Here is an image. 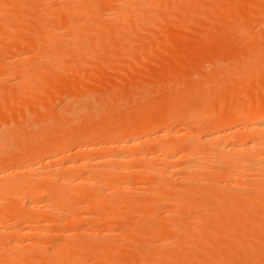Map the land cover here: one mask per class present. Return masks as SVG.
I'll list each match as a JSON object with an SVG mask.
<instances>
[{
  "label": "bare ground",
  "instance_id": "1",
  "mask_svg": "<svg viewBox=\"0 0 264 264\" xmlns=\"http://www.w3.org/2000/svg\"><path fill=\"white\" fill-rule=\"evenodd\" d=\"M49 1H50V3L54 2L52 4L57 5V2L55 0L52 2H51V0H49ZM60 1L58 2V4L60 3ZM75 1H77L79 3L81 2L83 5L80 4L79 7H77L78 6L77 4L75 5V7L72 5V9L68 10L70 8L67 6L68 9H65L66 6H63V3H61V6L65 7L63 9V7L60 6L61 9L66 10V12H67V10L69 11V13H70V15L68 14L69 17L71 15L76 16L77 15L76 13H78V12H76V10L78 8H80V6L83 7L86 4L80 0L79 1L75 0ZM83 1L87 2L86 0H83ZM111 1L114 2L113 0H111ZM131 1L134 2V0H130L128 2L131 3ZM140 1L143 2L144 0L143 1L140 0ZM140 1H137V3L134 2L137 5L132 4L131 6H130V4H127L128 2L127 3L125 2V4H123V6L129 5V7H131L132 9L128 8L127 6L124 7L123 9L124 10L127 8L130 9L134 15V11H139V10H134L135 8L133 9V5L134 6L142 5V3ZM4 2L6 3L7 1L5 0ZM64 2H65V0H64ZM110 2H107V0H106L104 4L109 7L112 5V3H110ZM120 2H121V0H120ZM120 2L118 0L119 5L121 3H123L124 1L122 0V2L121 3ZM214 2H213V4H214ZM219 2H221V0ZM7 3H10V2H7ZM94 3H96V4H94ZM106 3L107 4L110 3V5H107ZM2 4H3V2H2ZM92 4H93V6H91V8L89 6L90 10H88V11H90V13H94L95 11L93 12L92 10L97 9L96 6L98 4L100 5L101 3L93 2ZM92 4H90V5H92ZM104 4L102 6L105 7ZM3 5H4V7H3ZM3 5H2V8H0V9H2L3 11L7 10L6 6H5L6 4H3ZM49 5L50 4H48L47 7L46 6L45 7L48 8ZM210 5H211V3H210ZM40 6H43V8H41V9L45 10L44 4L42 5L40 3ZM116 6L119 7L118 4ZM235 6H234V8H235ZM50 7H51V9L48 8V11L45 10L48 15L52 14L51 16L53 17L54 13H55V15L58 13L60 14V12H59L60 10L56 11L59 8V5L56 9H55L56 6L54 7V10L56 12L52 11L53 7L51 5H50ZM85 7H83V9ZM93 7H96V8L93 9ZM263 7H264V5H263ZM7 8H9V6H7ZM37 8H39V6ZM37 8L35 10H38ZM248 8H250V7H248ZM10 9H8V10H10ZM117 9L114 11L119 12L120 8H117ZM123 9H121V12H123L124 13L123 15L125 16L127 14V12L126 11L124 12ZM208 9H209V6H208ZM130 10H127V11H130ZM88 11H86V12H88ZM131 11L128 12V13H130L129 15L132 14ZM151 11H152V9H151ZM186 11H187V9H186ZM253 11H255V7H254ZM79 12L81 13V12H85V11L79 10ZM111 14L113 15L114 13H111ZM78 16H80V15H78ZM103 16H105V15H103ZM109 16H111V15H109ZM113 16L114 17L111 20H113L114 18L115 19L118 18V17L117 18L115 17V14ZM116 16H117V14H116ZM124 16H122V19L124 18ZM228 16H229V14H228ZM126 17L127 16H125V20H126ZM181 17H183V16H181ZM92 18L94 19V16H92ZM215 18H216V16H215ZM228 18H230V17H228ZM258 18L260 19V17H258ZM85 19H86V17H85ZM51 20L52 19H50V21ZM77 20L80 21L81 18L80 19L77 18ZM83 20H84V18H83ZM99 20H100V18H99ZM102 20H104V19H102ZM121 20H119V18H118V20L116 22L121 21ZM185 20H187V19H185ZM44 21L40 20V23H42ZM50 21L48 20L46 22L47 25L42 23V25H45V28H46V33L44 36H42V34H41V36L38 35L39 38L38 37H37V39L34 38L35 40L33 43H32V40H29L31 38V37H29L28 42L31 41L30 42L31 44L29 43L30 46H28V47H30L29 49H27L28 47L26 45H28V44H26V45H24L27 47L26 50H21L20 52H18L17 55L15 53L16 56H13V57L7 56V58H10V60H11V58H13V60H11L13 62V64L14 63H16V64L17 63H26V65H29L30 63H28V62H33V63L38 62L39 63V59H41V57H42L41 55H43V54H39L37 52H39V50H41V49L43 52L45 50H47L46 49L47 48L46 43H48V45H49V42H51V41L53 42L54 35L55 36L57 35L56 31L58 32V31H60V29H62V30L65 29V32L70 31V32H68L69 34L66 32V35H63V37L67 36V34H68L69 38L68 37L67 38L70 41L67 38H66V41L68 40L71 44H69L68 41L66 43L65 39L62 41L61 40L62 36L60 35L61 36L60 37L61 43H59L57 45L62 46L61 48L63 50L65 47L63 48L64 45H62V42L63 43L65 42L68 45H72V42L74 44L75 40H77L81 37V36H79L80 33L82 31H84L82 29V25L80 24V22L74 20V18L73 19H68V18L60 19V22H58L56 24L53 21H52L53 24L48 23ZM89 21H88V23H90ZM260 21H262V19ZM100 22H102V21H100ZM100 22H99V25H100ZM103 22H102L103 24L101 23L102 25H100V27L102 29L107 27V30H111L110 29L111 27L109 28L108 22L106 23V26H104L105 21H103ZM113 22H115V21H113ZM113 22H111V23L113 24ZM116 22H115V24H116ZM123 23L125 26V24L127 22H125L123 19ZM83 24L87 25V23H83ZM254 24H255V22H254ZM183 25H185V24H183ZM250 25H253V24L251 23ZM248 26L244 25V28L248 27ZM35 27H37V26H35ZM114 27L115 28H121L122 25L117 24V27L116 26H114ZM237 27H239V26H237ZM252 27L245 28V29H248V30L250 29V31H251ZM1 28H2V26L0 27V29ZM115 28H113V30ZM78 29H81L82 31L80 32ZM211 29H212V27H211ZM42 30H44V29L42 28ZM262 30H264V29H262ZM15 31H14V33H15ZM78 31H79V34L77 35L78 38L73 34L72 35L75 38L74 39L72 37L70 38V36H71L70 33H75V32L77 33ZM96 31H98V30H96ZM114 31H117V30L115 29ZM40 33H42V32L40 31ZM88 34L90 35V33H88ZM256 34L258 35V33H256ZM91 35H93V34L91 33ZM257 35H256V37H257ZM14 36H15V34H14ZM27 36H29V35H26V37ZM260 36H262V35H260ZM247 37L249 39V36H247ZM250 37L252 38V36H250ZM256 37H255V39H256ZM97 38H98V36H97ZM251 38H250V40H251ZM260 38H261V40L259 42H261L262 43L261 45L263 46V44H264V42L262 41L263 37H260ZM211 39H212V37H211ZM246 39L247 38L243 39V41L244 40L246 41ZM71 40H72V42H71ZM200 40H202V39H200ZM254 40H252V41L254 42ZM57 41H55V42H57ZM256 41L254 43H256ZM239 42H242V41H239ZM248 42L249 41L247 40L245 43H248ZM259 42H258V45H259ZM0 43H2V42H0ZM85 43H87V42H85ZM249 44H251V43L249 42ZM2 45H3V43H2ZM4 45L6 46V44H4ZM18 45H20V43ZM255 45H257V43ZM21 46L23 48V45H21ZM41 46H44V50H43V47H41ZM100 46H101V44H100ZM258 47H256V48H258ZM14 48H16V47H14ZM127 48H128V46H127ZM242 48H244V47H242ZM251 48L253 50V47H251ZM1 49L2 48H0V51L3 52V50H1ZM17 49L18 48H16L15 50H17ZM59 49L60 48H57L58 51H62V49H60V50ZM238 49H239V47H238ZM5 50L8 51L7 47ZM9 51H10V49H9ZM67 51H70V48ZM131 51H133V50H131ZM230 51L231 50H229V52ZM14 52H16V51H14ZM34 52L37 54H34ZM43 52L40 51V53H43ZM177 52H178V50H177ZM229 52H227V53H229ZM243 52H245V51H243ZM1 53H0V56H1V58H0V73L2 76L5 77L12 70V69L10 70V68H9V64L11 63V61L9 63L7 61V59L6 60L3 59V57L4 58L6 57V56H3L6 52L3 54H1ZM245 53H248L247 50ZM38 54H39V56H38ZM51 54H53L55 56V59L54 58L53 59H54V61L56 60V62H57L59 59H56V53L54 54V52H53ZM230 54H233V53H230ZM53 55H49L50 56L49 58L51 59L52 57H54ZM235 55L236 54H234V56ZM259 55H260V53H259ZM61 56H62V54L60 55V58H61ZM243 56L245 57V55H243ZM246 56H248V55L246 54ZM249 56H250V54H249ZM57 57H58V55H57ZM77 57H79V55ZM47 58L48 57L44 58V59H46V61H44V59L40 60V61H44V62H48V61L52 62L53 61V59H51L52 61H50V60H48L49 58L48 59ZM225 58H226V60H228L227 57H225ZM231 58H230V60H231ZM237 58L239 59V55L236 56V59ZM114 59H117V58H114ZM220 59L223 61V63L220 62ZM220 59H219L218 63L215 64V66L217 65L216 69L218 68V65H220V63H221V67L219 66L218 69L222 68V65H225L224 61L227 64L226 60H223L224 59L223 56H221ZM61 60H64V59L61 58ZM247 60H248V58H247ZM74 61H76V60H74ZM132 61H134V60H132ZM233 61H235V60H233ZM236 61H238V60H236ZM213 63H215V62H213ZM230 63H232V62H230ZM40 64H41V62L37 65H31V66L29 65L28 68H26V66H25L26 70L28 71V75L30 77L32 76V78H29V79H31L30 82L27 81L28 83L26 82L22 85L20 84L21 86L19 85L20 89H18L19 90L18 92L16 91L17 92V93H15L16 95L18 93L20 94V92H21L20 95H22V93H23L24 98H25V96H29V95L31 96V94L33 92H35L36 90H39V88H41V86L45 83L44 81L46 79L51 78L50 76H53L52 78H54V79L57 78V77H54L58 74L57 73L55 75L56 71L54 69L53 70L55 72L52 69L50 70V68H47V70H46L45 66L40 65ZM246 64H248V63H246ZM239 65L240 64H238V66ZM241 65H242V62H241ZM252 65H253V63H252ZM194 66H196V65H194ZM245 66H247V65H245ZM53 67H55V66H53ZM235 67H233V68H235ZM243 67H244V65H243ZM25 68H23V70H25ZM224 68H225V66H224ZM240 68H238L239 70L236 68L237 71H241ZM218 69H217V71L220 72V74H218V72L216 74H213L211 79L207 80L208 82L206 83L205 88L199 87L200 89H202L200 92L197 90L199 88L192 89V91L189 93H188V89H187L186 90L187 94H189L191 97V96L196 94V91H198L201 95H202L201 92H205L207 95L208 94L209 95L206 96V95H204L205 94L204 93L203 96L208 97L209 99L211 98L209 96H215L216 97L215 100L218 101L217 97L219 94H216L217 92L218 93L224 92V94H226L227 91L231 90L232 93L230 91L229 92L231 93V96H232L233 93L235 94V92L238 91V88L240 89L242 87V90L240 89L241 92H243V90H244L243 88H245L247 90V92L251 95L252 91L250 90V92H251L250 93L248 91V87H247V84H248V81L250 80L249 79L250 77L248 76V78H247L246 77L247 74L245 75V77L241 76V72H242V74H245L246 72L241 71L240 73L238 72L239 75H237L236 74L237 72L236 73L234 72V74H233L231 71L228 70V74L231 76V73H232L233 74L232 76H234V79L232 77V79L230 80L229 78H231V77L228 76V74H226L227 70L224 69L225 70L224 71L225 73H224L222 71V69H221V71H219ZM228 69H230V68H228ZM252 69H254V68H252ZM23 70H22V73L24 72ZM74 70H75V66H74ZM200 70H202V69L200 68ZM212 70H213V65H212ZM232 70H235V69H232ZM205 71H207V69ZM19 72H20V70H19ZM215 72H216V70H215ZM229 72H231V73H229ZM262 72L260 71L259 73L262 74ZM223 73L226 74V76L221 77L220 75H224ZM15 74H17V73L15 72ZM24 74H26V73H24ZM94 74L96 75V72ZM175 74H176V72H175ZM204 74H205V72H204ZM235 74L237 76H239L238 83H236L237 81H236ZM188 76H190V75H188ZM199 76H200V74H199ZM252 76H251V78H252ZM262 76L263 75H261V77ZM34 77H35V79L36 78L37 79L34 80L33 79ZM76 77H78V76H76ZM134 77H135V75H134ZM8 78H9V76H8ZM82 78H84V77H82ZM227 78H228V80H230L229 82H231V83L234 82L233 80H235L234 83H236L237 85L234 83H232V84L230 83L232 85V88H230L229 86H226V85H224V88H226V89L222 88L223 87L222 84H224V82L222 83L221 81H225ZM241 78H245V79L247 78V80H248V81H246L247 84L246 83L243 84L245 80L244 79L242 80ZM146 79H147V77H146ZM164 79H163V81H164ZM257 79H255V80H257ZM261 79H263V78H260L258 80L262 81ZM255 80H253V81H255ZM115 81H117V80H115ZM153 81H155V80H153ZM153 81H151V82H153ZM251 81H252V79H251ZM84 82H86V81H84ZM218 82H221L222 84H219ZM240 82H242V84ZM255 82H257V81H255ZM83 83H82V85H83ZM131 83L132 82H130L129 85H131ZM180 83H181V81H180ZM239 83H240V85H239ZM262 83H263V81H262ZM173 84H174V82H173ZM191 84H193V83H191ZM217 84L220 85V87L222 88L221 90L219 89L220 87L218 88L219 85L217 86ZM257 84H258V82H257ZM16 85H18V84H16ZM55 85H58V84L56 83ZM89 85H90V83H89ZM93 85H95V84H93ZM124 85L125 84H123V87H124ZM139 85H142V83L141 84L139 83ZM244 85H246V87H244ZM249 85L250 84H248V86ZM3 86H4V84H3ZM67 86H69V85H67ZM73 86H75V83L73 84ZM95 86L97 88H99L98 86H100V84H98V86L97 85H95ZM159 86H160V84H159ZM186 86H187V84H186ZM214 86H216V89L218 88L220 91L215 90ZM236 86H237V88H236ZM86 87H88V86H86ZM110 87H111V85H110ZM203 87H204V85H203ZM233 87H234V90L236 88L235 91L233 90ZM63 88H65V87H62L61 89H63ZM94 88L95 87H93L92 89H94ZM186 88H188V86ZM74 89L75 88H72V91H74ZM80 89H82V88H80ZM176 89H177V87H176ZM190 89H191V87H190ZM8 90L10 91L11 88ZM12 90H14V89H12ZM12 90L10 91L11 94L13 92ZM42 90H44V89H42ZM64 90H63V92H64ZM67 90H68V88H67ZM122 90H123V88H122ZM180 90L179 91L174 90L173 92L175 93V95H172V97H170V96L167 97L168 100L170 101V103L172 102V104H174V107H173V108H175L174 110H171V112L169 113L168 112L169 109L168 110L165 109L164 112H168L169 114L164 113V112H162V114H161V111H160V113H158L157 109L155 108L154 110L159 114L158 116L155 117V115H153L154 110L152 109L153 114H152V111L151 112L147 111L146 112L147 114H145L146 116L142 119V121L140 120V122H138L139 120L135 121L134 120L135 118H133L131 116L133 114L130 113V111H132V109H130V106L132 105V107H133V104L128 105L129 101L124 100L123 99L124 97L121 98L122 95L120 97H114L115 95L112 94V92H111V94L113 96L111 95L110 98H108V99L106 97L107 94H106V96H103L104 98H102V99H93V97H92L93 95L90 96V93L92 91H93V93H94V91L97 92L96 90H88L91 92L84 93L82 95L76 94L77 92L75 91L76 95H74V97L71 100L64 103L61 107H58L57 105L55 106L57 110H55V108L54 109L52 108L54 106L53 105L54 100L49 98V102L50 103L53 102V104L51 103L52 107H50L51 104L46 103V102H48L47 101L48 99H46V101H45L46 104L44 103V101H42V102L45 105L48 104L49 107H48V105L44 108L42 106L41 107L38 106L42 109L39 110L38 112H32L33 109H31L30 114L23 113L24 110H21L22 114L19 115V113H17L18 116L13 115L14 118L16 117V119L13 118L14 120L11 119L12 114L10 117L8 115V113L10 112L9 109L7 110V111H9L8 113H4L5 112L4 106L6 107L5 101L8 102V103H6L7 105L10 104V108H11V104H14L13 106H18L17 105L18 103L16 105H15V103L17 102V100H18V102L20 101L19 97L15 99L14 97H16V96L14 95L13 97H11L12 95L9 92L7 99L8 98H11V99L14 98L13 101H16V102L13 103V101L11 102L10 100H7L5 98H4L5 101L2 100L3 97L1 98V96H0V98H1L0 104L1 103L4 104V105L0 106V107H3V110H4L3 115H1L2 110L0 109L1 110V112H0V118H1L0 119V122H1L0 123V264H84V263L88 264L87 263L88 261H91V262L97 261V259L95 260V257H94V259L92 258L93 261L88 257L89 260H85V262H83V263L81 262L82 258L80 257V253L82 252V250L86 247H87V249H91V248H88V246H89V244L87 243L89 241L88 239L92 240L91 238L95 239L97 236H100V235H105V238H106V235L108 236L109 233H112L111 235L115 236L116 238H118V236H119V238H122V239H116V240L121 241V240H123V237H124L127 241V238L129 236L127 233H125V234H127L128 236L125 234H122V232L120 234L119 231H118V234H115L114 232H112L113 230L115 231V229L114 228L112 229V227H115V224H114L115 219H117L116 221H118L120 219L119 217H121V220L118 221L117 225L119 224V222L120 223L123 222L122 217L124 218L125 222L127 221L126 217L128 219L129 216H125V212H129L128 209H130V207L134 205V204L132 205V203H134L135 201L134 202H132V201L139 197L138 193L135 191H138L140 189L142 191L144 190L145 192L149 191V194L147 193L148 196L143 195V196L148 197V198L150 197L149 195H152L150 192H152V190H153L155 192V197H154L155 199H153L154 203L157 202L158 200H160L158 202V204H160V203L162 204L165 202L164 205L166 206V201H167V203H169V204L166 207L163 206V204L160 205V207L162 206L163 208H168V207L169 208L164 209L165 211L163 212L164 213L163 214V213H160V210L158 209L160 207H157V206H159L157 203L155 204V206L157 205L156 206L157 208H154L155 206L153 205L154 207L151 210H150V208L152 206L150 207V205H148V204H147V206H145L147 208H143L144 206L143 207L140 206L139 209L141 211L140 213H142V214H147L146 212L149 213V212H154V211H155L154 213H156L157 211H159L160 214L158 215V217L161 216L159 218L160 220H158L157 216L156 217H157V220L159 221V223H160V221H161V223H163V226L154 223V224H156V226L153 227V229H152V226H154L152 224H151V226L149 225L150 227H147L145 225L146 223L143 224V225H145L144 227L136 224L135 226L137 228H134V230L140 229L142 227L140 230L142 231V233L144 235L147 236V234H148V235L152 236L153 238L156 237L154 239V241L156 242L155 244H158L157 242H162L163 241L162 239H164L165 242L166 241L167 242L164 244L161 243L162 246L159 243L157 245L158 247L154 248L156 245H154V243L151 242V241H153L152 237L147 236V239H149L150 241L149 240L148 241L152 243V244L151 243H149V244L151 246L153 245L154 247H149V245L147 246L146 242H144L145 243V245H144L143 240L145 241L146 238L141 237L142 242L137 243V241H136V242H133V244L130 243L131 245H129L131 247H133V246L135 247L134 243H137V245H138V246H136L138 248L135 250L130 247L131 250L133 249L135 252H137L136 254L135 253L133 254V251H131L132 252L131 254L133 255L132 256L128 252L130 249L128 248V245L125 244L126 243L125 239L122 241L123 246H121V244L119 245L122 248L124 247L123 249H125V250H123L122 248H118L117 245H116V247H117L116 248L114 246V244L109 243V242L103 243L102 241H100L101 239L98 242L100 244L97 243L98 240L96 241V243H97L96 246H98V247L101 246L100 248H103V249L105 248V251L107 249L109 250L112 248V250H113L116 248V249H118V251L123 250V251H121L123 253H125V252L129 253L130 256H132V257H130L131 259L128 258L129 255L126 256L125 254H122V253L121 254L119 253L120 254L119 255V254H117L118 252H116V251L111 252L112 256L113 257L115 256L116 259L118 258V255L119 256H122V255L125 256V257L122 256L123 258L120 257L121 260H123V261L126 260L127 258L130 259L127 263L124 261V264H173V261L170 262V259H172V258L174 259V256H177V255L180 256V258H182L180 261V264H264V246H256L255 245L256 243L257 244L262 243V242L259 243L257 241H263V245H264V240H263L264 239L263 238L264 237V96H263L264 91L262 92L263 100L260 102H258L259 100H257L256 103L254 102L255 104H251V102L249 100L251 105L249 104L248 107L246 106L247 109H242L241 106H239V105L234 106V108L232 109L233 115L230 114L232 116L228 120H223L221 116H217V117L214 116L215 119L211 122H208L205 120V118L207 116H205L204 118H199V117H197L199 114L195 113L194 115H192V113H193L192 111H191L192 112L191 115L190 114L188 115L187 113L182 114L180 112L181 113V114L179 113L180 115H182V116L186 115V116L182 117V119H180L182 124L185 126V128L184 127H182V128L177 127L176 128L177 125H175V124H177V117L179 116V115L178 116L176 115V112L178 114V112L182 110V105L184 103L183 101H187L186 100V98H187L186 94L185 95L183 94V96L181 94L183 92V89L180 93L182 97L179 98V96L177 95L180 92ZM260 90L261 89L259 87V89L257 91H260ZM50 91H52V90H50ZM50 91H48V92H50ZM83 91H85V90L83 89ZM253 91H254L253 93H255V90H253ZM5 92L7 94V92H8L7 89L5 90ZM114 92H116V90ZM229 92H227V93L229 94ZM247 92H245V94H248ZM69 93H71V92H69ZM190 93L193 95H191ZM3 94H4V96L6 95L5 93H3ZM213 94H215V95H213ZM224 94H222V96ZM0 95H2V94H0ZM54 95H56V93ZM103 95H105V94H103ZM136 95H137V93H136ZM142 95H144V94L142 93ZM149 95L150 94H148L147 96H149ZM169 95H171V93ZM237 95H239V94H237ZM254 95L255 94H253V96ZM147 96L142 97V99L143 100L147 99L146 98ZM185 96H186V98H185ZM196 96H198V95L196 94ZM222 96L219 95V97H222ZM229 96H230V94L228 95V97ZM262 96H260V97H262ZM57 97H59V96H57ZM215 97H213V98H215ZM54 98H55V96H54ZM208 98H206V101H208ZM223 98L225 101L226 96H224ZM255 98H254V101L256 100ZM56 99L58 100V98H56ZM139 99H141V97H138V100ZM142 99L140 100L141 102L143 101ZM22 100H24V99H21V102H22ZM32 100L33 99H31V101ZM133 100H134V98H133ZM210 100L213 101L212 99H210ZM222 100L223 99L221 98L220 105L223 102ZM9 101H10V103H9ZM25 101H27V100L25 99ZM29 101H27L26 103L31 105L30 103H32V102H29ZM162 101H163V99H162ZM169 101H168V103H169ZM204 101H205V99L203 100V103L206 102V101L205 102ZM214 101H213V103H214ZM42 102H41V104L40 103L39 104L43 105ZM192 102H195V101H192ZM208 102H210V101H208ZM26 103L24 102L23 104L25 105ZM135 103H137V101L136 102L134 101V105H135ZM245 103H242V104L245 105ZM23 104H21V105H23ZM28 104H26V105H28ZM164 104L166 105L167 103L164 102ZM226 104H227V102H226ZM163 105H162V108L167 107V106L163 107ZM177 105H179V107H177ZM213 105H215V104H213ZM225 105H223V106H225ZM240 105H241V103H240ZM204 106L207 107L206 105H204ZM216 106H218V105H216ZM223 106L220 107V109L221 108L224 109ZM135 107H133V109ZM183 107H185V106H183ZM199 107H202V105ZM205 107H202L203 111L200 109L202 111V113L204 111L208 110L209 108H211V107H209L208 109H204ZM36 108H37V106H36ZM160 108H161V106H160ZM173 108H170V109H173ZM244 108H245V106H244ZM149 109H151V107ZM193 109H194V107H193ZM193 109H191V110H193ZM223 109H221L220 111H222ZM242 110H245V111H242ZM17 111H20V110L17 109ZM25 111H27V110H25ZM122 111H124V112H122ZM193 111L197 112V111H199V109L196 108ZM14 112H16V111L14 110ZM120 112H122V114L124 113L125 117L123 116V118H120L123 120L118 122L117 127L114 128L113 131H110L107 134H104L103 131L101 132L99 130V129H101V128H99L100 127V124H98L99 122L97 123V125L99 127L96 126L95 123L97 121H100V120H98L99 118L102 119V117H104V116H107V115L111 116V114L113 115L115 113H120ZM5 114H6V116H5ZM195 115H197V116H195ZM213 115H211V116L213 117ZM223 116H225V115H223ZM259 117H261V118H259ZM254 118H259L261 120H259L257 122L255 120L254 123L251 121L252 122L251 123L250 120H253ZM180 120H178V122ZM238 122L240 123V125H243L245 123L244 124L245 126H242V127H244L243 128L244 130L242 129V127H241L242 130H239V131L237 130V133L244 131V133L242 134V132H241L240 135L237 134L236 131L233 129L234 128L233 125L235 126V123H238ZM242 122H244V123L241 124ZM179 124H180V122H179ZM191 124L201 125L203 127L204 131H202L201 133L191 132L189 130L191 128H188ZM76 128H78L77 129L78 132H76V133L74 131L70 132V130H72V129H75V131H77ZM97 128H99V129H97ZM227 128H229V129H227ZM105 131H107V130H105ZM63 132H65V133H63ZM59 134L60 135L62 134L61 135L62 137ZM182 134H183V136L188 134L185 136L187 138H185L184 141H181L182 139H180V138H184L183 136H181ZM74 151H76V153ZM73 154H77V156L73 157ZM136 160H138V162H139V160H141V161L139 164H137L138 162L135 163ZM99 167L100 168L104 167V170L106 168L105 172L102 170L104 172L103 174H100L101 171H100V173L98 172L99 170H101ZM178 177H180L179 181L177 180ZM174 179L177 180L179 183L177 181L175 183V181H173ZM131 181H132V183H131ZM141 181H144L146 183L142 184ZM183 182H184V184H182ZM138 183H141V184H138ZM238 183H239V186L242 185V187H240V189L242 190L241 192H243L244 194L243 193L241 194V192L240 193H238V192L232 193L233 191L232 192L227 191V189H229V187L236 188L237 190L240 191L239 188L235 187V186H238L237 185ZM233 184H235V185H233ZM134 185H135V187H137L138 190L135 189L133 192H131L133 190V188H135ZM160 185L162 186V188ZM231 185H233L234 187ZM154 186H159V187H154ZM163 187L168 188L167 190H169V191L166 192L167 191L166 188L163 189ZM225 188H227V189H225ZM236 189H235V191H236ZM160 191H162L161 192L162 194H160ZM145 192H144V194H145ZM114 193H115V195H113ZM117 193L121 194V195L123 194L122 197L120 195V199H119V196L117 198V196H116V195H118ZM133 193H135L136 195L135 194L133 195ZM156 193H157V195H156ZM136 196H138V197H136ZM114 197L117 198L119 201L121 200L120 202H118V200L115 199V201H117L116 203H118V204H121V203L123 204L126 202L125 204H128V206L125 205V206H127V208L124 205L115 206L116 204L113 203ZM145 197H143L142 199H144V201H146V199L148 200V198L145 199ZM160 197H162L161 199L164 198L163 199L164 201H162L160 199ZM165 197L167 198L166 201H165ZM152 198H150V199L152 200ZM139 199H140V197H139ZM122 200L123 201L126 200V201L123 202ZM141 202H143V200ZM137 203H138V199H136L135 205ZM110 205L113 209H109ZM120 206H122L121 209L123 207L126 208V211L123 210V214H121V212H118L120 209H118L116 211V208H119ZM95 207H97V208H95ZM100 207H102V211L108 210L107 212L105 211L107 214H104L105 212L101 213L100 214L101 216H99V217L97 215H95V217L94 216L92 217V215L90 214L91 215L90 218L88 217L89 216L88 211L90 212L91 209L94 210L93 208H95V210L97 211V210L101 209ZM114 208H115V210H114ZM132 208L134 209V207H131V212L132 211L136 212V206H135V210H133ZM141 208L145 209V210H143L144 212L142 211ZM163 208H162V210H163ZM139 209H137V212H139ZM13 211H14V214H13ZM16 211L21 213L22 215L15 216V215H17ZM253 211L260 212V214H261L260 217L257 216V214H255L256 218L258 217L257 219L253 218L255 216H252L250 218L248 216V214L256 213ZM91 212H93V211H91ZM154 213H152V214H154ZM191 213H192V217H193L192 221H194V220L196 221V222L194 221L193 224H191V222H192L191 220H190L191 222L189 221V219H190L189 217H191ZM157 214H158V212H157ZM161 214H163V215H161ZM129 215H130V212H129ZM131 215L135 216L132 213H131ZM20 216H21V218H20ZM175 216L177 219H179V221L178 220L174 221V219H176V218H174ZM17 217H19V218H17ZM143 217H144V215H143ZM146 217H144V218H146ZM87 218H89L88 219L89 222H91L93 224V226L90 227V231H87V230H89V228L87 227L88 224L85 225L87 227V229L83 227V229H85L86 231H84L82 229V226H84V225H82V222L83 223H85V221L88 222ZM140 218H141L140 215L137 216L135 219L136 220L138 219V220L135 221V223L139 222ZM144 218H142V219L144 220ZM212 218H214V219L212 220ZM146 219L148 220V217ZM210 219H211V221H213V222H211L212 223L211 225L213 226V227L211 226V229L213 228L212 230L214 231V233L216 235L212 232L211 229H210L211 230L210 233L212 232V234H207V231H206L207 228L205 229V227H204V222H206L207 220L210 221ZM110 220H112V221H110ZM133 220H134V218H133ZM113 221H114V223H112ZM158 221H156V222H158ZM208 221H207V224H209ZM214 221H215L216 225L214 224ZM145 222H147V221H145ZM149 222H150V220H149ZM172 222H173V224H172ZM50 223H51V226L49 225L50 226V228H49L48 224H50ZM54 223H55V225L57 224L58 226L57 225L54 226ZM128 223H127V225H128ZM139 223L141 224L144 222L140 221ZM164 223H166V224H164ZM174 223L177 225H175ZM80 224L82 226H80ZM201 224H203V226H201ZM157 225H159V226H157ZM164 225H166V227ZM209 225H207V227ZM53 226H54V228L55 227L57 228L56 232L52 228ZM167 226L168 227L171 226V227L167 228ZM173 227H174V229H170ZM202 227L205 229L206 232L203 231ZM143 228L145 229V232H143L144 231ZM150 228H151V230H150L151 233H149V230H148ZM209 228H208V231H209ZM244 229H245V231H244ZM52 230H54V233L52 232ZM105 230L110 231V232L105 233L106 232ZM118 230H120V229H118ZM140 230H137L136 232H141ZM103 231H105V232L103 233ZM10 232L14 233V234L12 235ZM50 232H52L51 235H53L52 236L53 238H51V237L50 238L54 239V240L55 239L58 240V243L51 244L53 248L50 246V244H47L51 247L50 249H48L49 246L47 247L45 245V246L41 247L40 246L41 244L38 245L39 243H37L38 241L36 239H39V237L40 238L41 237L46 238L45 236L48 235ZM203 232L206 233L207 236L208 235H210V237L213 236V238H208L209 236L204 237V235H206V234H203ZM6 233H7V235H6ZM8 235L10 237H8ZM49 236L50 235H48V237ZM82 236H84L86 238H84ZM126 236H127V238H126ZM216 236H217V238H214ZM54 237H56V238H54ZM78 237H79V239H78ZM80 237H82L81 238L82 240L80 239ZM115 237L112 239H115ZM131 237H132V233H131ZM158 237H160L159 240L162 238L161 239L162 241L161 240L158 241ZM176 237H177V239H175ZM102 238H104V237H102ZM203 238H204V240H203ZM108 239H111V238H108ZM112 239H111V241H113ZM173 239H175V241ZM33 240H35L36 242ZM44 240L45 239H43V241ZM86 240H88L86 242V244L88 246L85 243L83 244V242H85ZM116 240H114V241H116ZM131 240H133V238ZM139 240H140V237L138 238V241ZM78 241H80V243ZM172 241H174V242H172ZM185 241H186V244H188L187 246L190 245V248L186 247ZM204 241H205V243H204ZM39 242L42 243L41 241H39ZM177 242L180 246L177 250H175L177 247H175V249H173L172 246L174 245L173 243H177ZM197 242L199 245L196 244ZM203 243H204V245H203ZM192 244H194V246ZM126 245H127L126 248H128V249L125 248ZM197 245H198V247L200 246L199 249H198ZM83 246H84V248H83ZM93 246L96 247L95 245H93ZM192 246L193 247L196 246L197 248L195 247L193 249ZM38 247H39V250L42 249V251H43L44 247L45 248L47 247L46 250L43 251V253H46V254L39 252ZM89 247H91V246H89ZM160 247H162V248L160 249ZM81 248H83V249L81 250ZM97 248H96V251H98ZM171 248L173 250L177 251V252H174L175 255L173 254V250ZM14 249H16V250H14ZM7 250L9 252H7V254H5V251H7ZM17 250H18V252H17ZM80 250H81V252H80ZM86 251L85 250L83 251L84 254L86 253ZM83 252H82V254H83ZM92 252L94 253L95 249H94V251L92 250ZM93 253H92V256H94V255L96 256V254L93 255ZM105 253H108V255L110 254L108 251ZM114 253L116 255H113ZM12 254H14V255H12ZM86 254H87V256L91 255L88 253V251ZM99 254L101 255V253H99ZM108 255L106 254L107 257H105V258H107V261L110 260L111 258H113V257H109ZM83 256H85V255H82V257ZM92 256H90V257H92ZM98 256L99 255L97 254L96 257H98ZM100 257L98 258L99 261L102 260L105 262V264L108 263L106 260H103L104 258L100 259ZM120 258H118V261ZM64 259H65V261H62ZM66 260H67V262H66ZM121 260H120V262H123ZM114 261H113V263L111 261V263H108V264H117L118 263V261L116 263H114ZM89 264H91V263L89 262ZM97 264H100V263L97 262ZM101 264H103V262H101ZM120 264H122V263H120Z\"/></svg>",
  "mask_w": 264,
  "mask_h": 264
},
{
  "label": "rangeland",
  "instance_id": "2",
  "mask_svg": "<svg viewBox=\"0 0 264 264\" xmlns=\"http://www.w3.org/2000/svg\"><path fill=\"white\" fill-rule=\"evenodd\" d=\"M5 1V0H4ZM3 0L1 1L0 0V8H2V5L3 4H6L5 6H6V9L7 10H2V9H0V27L2 26V28L0 29V42H2L3 43V45H2V43H0V48H2L1 50H3V52L2 51H0V53L1 54H3V53H5L3 56H6L5 58L3 57V59H7V61L10 63V61L11 60H13V58H11V60H10V58H7V56L8 57H13V56H16L17 54H18V52H20L21 50H26V48L28 47V46H30L29 45V43L31 42H28L29 40H32V43L34 42V38H36L37 39V37H38V35H40L41 36V34H42V36H44L45 35V33H46V28H45V25H42V23L43 24H46L47 25V21L49 20L50 21V19H52L50 22H48V23H51V24H53V22L56 24V23H58V22H60V19H64V18H68V19H73L74 18V20H76V21H78L77 20V18L78 19H80L81 18V20L80 21H78V22H80V24L82 25V29L84 30V31H82L81 29H78L81 33H80V35L79 36H81L79 39H77V40H75V42H74V44H73V42H72V40L75 38V37H73V35H75L77 38H78V34H79V31L76 33H70L71 34V36H70V38L72 37L73 39L71 40V42H72V45H68V44H66L67 43V41L69 40L68 38H69V36H68V32H70V31H66L68 34H67V36H65V37H63V35H66V32H65V29H60V31H56V33H57V35L55 36L54 35V40L55 41H57V42H55L54 40H53V42L51 41V42H49V45H48V43H46L47 45H46V49L47 50H45L44 52L42 51V49L41 50H39V52H37V53H39V54H43V55H41L40 57H41V59H39L38 57V59H39V63L41 62V64L40 65H44L45 66V69L47 70V68H50V70L52 69H54L55 71H56V73H55V75L56 76H54V77H57L56 79H54V78H52L53 76H50L51 78H49V79H46L44 82V84L41 86V88H39V90H36L35 92H33L32 94H31V96L29 97V96H25V98L23 97L24 96V94L22 93V95H20L21 94V92H20V94L18 93L17 95L15 94V93H17L19 90L18 89H20V86L22 85V84H24V83H26L27 81L28 82H30V80L31 79H29V78H32V76L30 77L29 75H28V71L26 70V68H28L29 67V65L31 66V65H37V64H39L38 62H36V63H33V62H28V63H30L29 65H26V63H14L13 64V62L11 61V63L9 64V68H10V72H9V74L8 75H6L5 77L4 76H2L1 75V73H0V94H2V95H0L1 96V98H2V100H4V98L5 99H7V96H8V93L12 90V89H14V90H12L13 92H12V94H11V92H10V94L12 95H10L11 97H13L14 95L16 96V97H14L15 99L16 98H18L19 97V99H20V103L18 102V100H17V102L16 101H13L14 100V98L13 99H11V98H8L7 100H10L11 102L13 101V103L14 102H16L15 103V105L17 104L18 106H13L14 104H11V108H10V104H6V103H8V102H6L5 100V105H6V107L4 106V108H5V112H4V110H3V107H0V109L2 110V114L1 115H3V112L4 113H8L9 111V113H8V115H9V117L11 116V114H12V118L11 119H13L14 117H13V115L14 116H18L17 115V113H19V115L20 114H22V112H21V110H24V112L23 113H28V114H30L31 113V109H33L32 110V112H38L39 110H41L42 108H40L41 106L44 108V107H46L48 104H53V102H49V98L50 99H52V100H54V106L52 107V104H51V106L50 107H52L53 109L55 108V110H57L56 109V105L58 106V107H61L64 103H66L67 101H69V100H71L73 97H74V95H76V94H79V95H82V94H84V93H88V92H91V91H88V90H96L97 92H95L94 91V93H93V91L90 93V96H92L93 97V99H102V98H104L103 96H106V94H107V99L108 98H110V96L112 95V94H114L115 96L114 97H120L121 95V98L122 97H124L123 99L124 100H126V101H129L128 102V105H130V104H133V107H135L134 109H133V107H132V105L130 106V109H132V111H130V113L131 114H133V115H131L133 118H135L134 120L135 121H137V120H139L138 122H140V120L142 121V119L146 116L145 114H147L146 112L147 111H152V109L154 110L155 108L157 109V111H158V113H160V111H161V114H162V112H164L165 111V109L166 110H168L169 109V113L171 112V110H174L175 108H173L174 107V104H172V102L170 103V101L168 100V96H170V97H172V95H175V93L173 92L174 90H177V91H179L180 89V92L178 93L177 91V95L179 96V98L180 97H182L183 96V94L185 95L186 94V96H187V98H186V96H185V98H186V100L187 101H183L184 103H183V105H182V110L181 111H179L178 112V114H177V112H176V115L178 116L177 117V124H175V125H177L176 126V128L178 127V128H182V127H184L185 128V126L182 124V122H181V120L180 119H182V117H184V116H186V115H184V116H182V115H180L181 113L182 114H190L191 115V113H192V115H194L195 113L196 114H199L198 116L197 115H195V116H197V117H199V118H204L205 116H207L206 118H205V120L206 121H208V122H211V121H213L214 119H215V117H217V116H221L222 117V119L223 120H228V119H230V117L233 115V108H234V106H237V105H239V106H241V108L242 109H247L246 108V106L248 107V105L250 104V102H251V104H255L256 102H257V100H259L258 102H260V101H262L263 100V94H264V44H263V46L261 45L262 43L261 42H259L260 40H261V38L260 37H263V39H262V41L264 42V30H262V29H264V7H263V5H264V0H221V2H219L218 0H142L143 2H141L140 0H134V2H136L137 3V1H140L141 3H142V5H139V6H134L133 5V9L134 10H139V11H134V15H133V12L130 10V9H132L131 7H129V5H126L128 8H130V9H123L124 7H126V6H123V4H125V2L127 3L128 1H130V0H123L124 2L123 3H121L122 2V0H121V2H120V0H119V2L121 3L120 5H119V3H118V0H113L114 2H112L111 0H107V2H110V3H112V5L111 6H106L104 3H105V1L106 0H86L87 2H85V1H83V0H80V1H82L83 3H86L83 7H85L84 9H83V7H81L80 6V8H78L79 10H84L85 12H79V10L77 11L76 9V12H78V13H76L77 15L75 16V15H71L70 17L68 16V14L70 15V13H69V11L68 10H71L72 9V5L75 7V5L77 4L78 6L77 7H79V5L81 4V5H83L81 2L79 3V2H77V1H73V0H65V2H64V0H55L56 2H57V5L56 4H52V3H54V2H52V1H54V0H51V2L52 3H50V1L49 0H6L7 2H10V3H5ZM41 1V2H40ZM60 1V3L58 4V2ZM67 1V2H66ZM79 1V0H78ZM215 1V2H214ZM226 1V2H225ZM2 2H3V4H2ZM45 2V3H44ZM55 2V3H56ZM93 2H99V3H101L100 5L98 4L96 7H97V9H95L96 7H93V9H95V10H92L94 13H90V11H88V10H90V8H91V6H93ZM133 1H131V3L130 2H128L127 4H130V6L132 5V4H135V5H137L136 3H134ZM156 2V3H155ZM159 2V3H158ZM162 2V3H161ZM213 2H214V4H213ZM217 2V3H216ZM247 2V3H246ZM255 2V3H254ZM12 3V4H11ZM35 3V4H34ZM40 3L43 5L44 4V9L45 10H47L48 11V8H50L51 9V7H50V5L53 7L52 9V11H55L54 10V7H55V9L58 7V5H59V8L56 10V11H59L60 12V14L58 13V14H56L55 15V13H54V18L51 16L52 14H47L46 13V11L45 10H42L41 8H43V6H40ZM47 3V4H46ZM61 3H63V6H66V8L65 7H63V6H61ZM66 3V4H65ZM79 3V4H78ZM110 3L109 4H107V5H110ZM139 3V2H138ZM158 3V4H157ZM194 3V4H193ZM210 3H211V5H210ZM220 3V4H219ZM228 3V4H227ZM262 3V4H261ZM30 4V5H29ZM48 4H50L49 5V7L48 8H46L47 7V5ZM90 4H92V5H90ZM94 4H96V3H94ZM105 5V7L104 6H102V5ZM118 4V6L119 7H117L116 5ZM140 4V3H139ZM241 4V5H240ZM55 5V6H54ZM187 5V6H186ZM231 7H230V6ZM236 5V6H235ZM240 5V6H239ZM7 6H9V8H7ZM25 6V7H24ZM39 6V8H37ZM46 6V7H45ZM63 7V9L65 8V9H68V7L70 8V9H68L67 10V12H66V10H63V9H61V7ZM68 6V7H67ZM71 6V7H70ZM89 6H90V8H89ZM99 6V7H98ZM115 6V7H114ZM158 6V7H157ZM199 6V7H198ZM208 6H209V9H208ZM228 8H227V7ZM234 6H235V8H234ZM3 7H4V5H3ZM12 7V8H11ZM33 7V8H32ZM122 7V8H121ZM140 9H139V8ZM145 7V8H144ZM205 7V8H204ZM220 7V8H219ZM248 7H250V8H248ZM253 7V8H252ZM254 7H255V11H253L254 10ZM12 10H11V9ZM38 9V10H35V9ZM89 8V9H88ZM100 8V9H99ZM102 8V9H101ZM105 10H104V9ZM117 8H120L119 10V12H116V11H114V10H116ZM237 8V9H236ZM5 9V8H4ZM8 9H10V10H8ZM49 9V10H50ZM74 9V8H73ZM111 11H110V10ZM121 9H123L124 10V12L126 11L127 12V14L125 15V16H127L126 17V20H125V16L123 15L124 13L123 12H121ZM151 9H152V11H151ZM158 9V10H157ZM186 9H187V11H186ZM206 9V10H205ZM224 12H222L221 10ZM232 9V10H231ZM257 9V10H256ZM14 10V11H13ZM17 10V11H16ZM20 10V11H19ZM33 10V11H32ZM108 10V11H107ZM118 10V9H117ZM127 10H130L131 12H132V14L131 15H129L130 13H128V12H130V11H127ZM203 10V11H202ZM251 10V11H250ZM55 11V12H56ZM65 11V12H64ZM86 11H88V12H86ZM113 11V12H112ZM159 11V12H158ZM262 11V12H261ZM114 13L115 14V17L117 18H119V20H121L122 19V16H124V21L125 22H127L126 24H125V26H124V23H123V19L121 20V21H118V22H116L117 20H118V18L117 19H113V20H111L114 16V14L112 15L111 13ZM136 12V13H135ZM186 12V13H185ZM191 12V13H190ZM202 12V13H201ZM204 12V13H203ZM229 12V13H228ZM235 12V13H234ZM258 12V13H257ZM34 13V14H33ZM74 13V12H73ZM96 13V14H95ZM119 13V14H118ZM221 13V14H220ZM237 13V14H236ZM75 14V13H74ZM85 14V15H84ZM116 14H117V16H116ZM228 14H229V16H228ZM259 14V15H258ZM261 14V15H260ZM19 15V16H18ZM78 15H80V16H78ZM103 15H105V16H103ZM109 15H111V16H109ZM151 15V16H150ZM154 15V16H153ZM185 15V16H184ZM187 15V16H186ZM263 15V16H262ZM23 16V17H22ZM92 16H94V19L92 18ZM181 16H183V17H181ZM189 16V17H188ZM215 16H216V18H215ZM50 17V18H49ZM85 17H86V19H85ZM228 17H230V18H228ZM255 19H254V18ZM258 17H260V19L258 18ZM44 18V19H43ZM83 18H84V20H83ZM88 18V19H87ZM97 18V19H96ZM99 18H100V20H99ZM225 18V19H224ZM7 19V20H6ZM17 19V20H16ZM38 19V20H37ZM102 19H104V20H102ZM106 19V20H105ZM185 19H187V20H185ZM262 19V21H260ZM40 20L41 21H44V22H42V23H40ZM83 20V21H82ZM90 20V21H89ZM99 20V21H98ZM185 20V21H184ZM231 20V21H230ZM241 20V21H240ZM30 21V22H29ZM53 21V22H52ZM56 21V22H55ZM63 21V20H62ZM83 23H87V25H85V24H83ZM88 21L91 23H88ZM100 21H105V25L104 26H106V23L108 22V25H109V28L111 29V30H107V27L106 28H104V29H102L101 27H100V25H102L103 23L102 22H100ZM113 21H115L116 22V24H115V22H113ZM139 21V22H138ZM99 22H100V25H99ZM111 22H113V24L111 23ZM253 24V25H250L251 23ZM254 22H255V24H254ZM263 22V23H262ZM3 23V24H2ZM32 23V24H31ZM34 23V24H33ZM102 23V24H101ZM112 25H110V24ZM16 24V25H15ZM93 24V25H92ZM117 24L119 25V24H121L122 25V27L121 28H115L114 26H116L117 27ZM183 24H185V25H183ZM239 24V25H238ZM250 26V27H252L251 28V31H250V29L248 30V29H245V28H250L248 25ZM92 25V26H91ZM96 25V26H95ZM99 25V26H98ZM107 25V26H108ZM129 25V26H128ZM244 25L245 26H248V27H245L244 28ZM8 26V27H7ZM25 26V27H24ZM29 26V27H28ZM35 26H37V27H35ZM42 26V27H41ZM103 26V27H104ZM224 26V27H223ZM237 26H239V27H237ZM92 27V28H91ZM96 29H95V28ZM115 28L117 31H114L113 30V28ZM211 27H212V29H211ZM233 27V28H232ZM42 28L44 29V30H42ZM260 28V29H259ZM7 29V30H6ZM12 29V30H11ZM19 29V30H18ZM21 29V30H20ZM33 29V30H32ZM86 29V30H85ZM209 29V30H208ZM17 32H16V31ZM29 30V31H28ZM59 30V29H58ZM96 30H98V31H96ZM4 31V32H3ZM6 31V32H5ZM14 31H15V33H14ZM40 31L42 32V33H40ZM262 33H261V32ZM26 32V33H25ZM85 32V33H84ZM171 32V33H170ZM235 32V33H234ZM238 32V33H237ZM258 33V35L256 34V33ZM8 33V34H7ZM40 33V34H39ZM55 33V32H54ZM55 33V34H56ZM87 33V34H86ZM88 33H90V35L88 34ZM91 33L93 34V35H91ZM186 33V34H185ZM246 35H245V34ZM14 34H15V36H14ZM36 36H35V35ZM73 34V35H72ZM85 34V35H84ZM207 34V35H206ZM26 35H29V36H27L26 37ZM62 36V39L60 38L61 36ZM217 35V36H216ZM255 35V36H254ZM256 35H257V37H256ZM260 35H262V36H260ZM3 36V37H2ZM11 36V37H10ZM24 36V37H23ZM97 36H98V38H97ZM209 38H207V37ZM210 36V37H209ZM239 36V37H238ZM247 36H249V39H248V37ZM250 36H252V38L250 37ZM260 36V37H259ZM29 37H31L30 39H29ZM56 37V38H55ZM68 37V38H67ZM140 37V38H139ZM203 37V38H202ZM206 37V38H205ZM211 37H212V39H211ZM230 37V38H229ZM242 39H241V38ZM255 37H256V39H255ZM260 39H259V38ZM3 38V39H2ZM33 38V39H32ZM39 38V37H38ZM41 38V37H40ZM66 38L68 39L67 41H66ZM100 38V39H99ZM168 38V39H167ZM245 38H247L246 39V41L248 40L251 44H249V42L248 43H245L246 41L244 40L243 41V39H245ZM250 38H251V40H250ZM29 39V40H28ZM63 41L64 39H65V41H66V43L64 42H62V45H64L63 46V48H64V50L61 48L62 46H59V45H57V44H59V43H61V40ZM81 39V40H80ZM90 39V40H89ZM200 39H202V40H200ZM255 39V40H254ZM259 39V40H258ZM9 42H8V41ZM27 40V41H26ZM95 40V41H94ZM207 40V41H206ZM211 40V41H210ZM252 40H254V42L256 41V43H257V45H255L256 43H254ZM70 41V40H69ZM68 41V43L69 44H71L70 42ZM100 41V42H99ZM203 41V42H202ZM239 41H242V42H239ZM5 42V43H4ZM28 42V43H27ZM82 44H81V43ZM85 42H87V43H85ZM89 42V43H88ZM97 42V43H96ZM102 42V43H101ZM258 42H259V45H258ZM16 45H15V44ZM20 43V45H18ZM77 43V44H76ZM79 43V44H78ZM101 44V46H100V44ZM254 43V44H253ZM4 44H6V46L4 45ZM26 44H28V45H26ZM31 44V43H30ZM66 44V45H65ZM81 44V45H80ZM91 44V45H90ZM163 44V45H162ZM239 46H238V45ZM245 44V45H244ZM248 44V45H247ZM12 45V46H11ZM15 45V46H14ZM21 45H23V48H22V46ZM24 45H26V46H24ZM74 45V46H73ZM78 45V46H77ZM88 45V46H87ZM95 45V46H94ZM252 45V46H251ZM9 46V47H8ZM11 46V47H10ZM21 46V47H20ZM54 46V47H53ZM127 46H128V48H127ZM156 46V47H155ZM259 46V47H258ZM261 46V47H260ZM6 47H7V49H8V51L7 50H5L6 49ZM14 47H16V48H18L17 50H15L16 48H14ZM41 47H43V50H44V46H41ZM75 47V48H74ZM237 47V48H236ZM238 47H239V49H238ZM242 47H244V48H242ZM251 47H253V50H252V48ZM256 47H258V48H256ZM263 47V48H262ZM25 48V49H24ZM30 47H28L27 49H29ZM52 48V49H51ZM57 48H60V49H62V51H58L57 50ZM69 48H70V51H67V50H69ZM87 48V49H86ZM251 48V49H250ZM260 48V49H259ZM9 49H10V51H9ZM59 49V50H60ZM79 49V50H78ZM83 49V50H82ZM109 49V50H108ZM236 49V50H235ZM242 49V50H241ZM249 49V50H248ZM256 51H255V50ZM78 50V51H77ZM97 50V51H96ZM131 50H133V51H131ZM136 50V51H135ZM177 50H178V52H177ZM229 50H231L230 52H229ZM246 50H247V52L250 54V56H249V54L248 53H245L246 52ZM5 51V52H4ZM14 51H16V52H14ZM40 51L41 52H43V53H40ZM77 51V52H76ZM88 51V52H87ZM101 51V52H100ZM242 51V52H241ZM243 51H245V52H243ZM250 51V52H249ZM14 54H13V53ZM50 52V53H49ZM54 52V54L56 53V59H59L57 62H56V60L54 61V59H55V56L53 55V54H51V53H53ZM63 52V53H62ZM74 52V53H73ZM87 52V53H86ZM227 52H229V53H227ZM236 52V53H235ZM240 52V53H239ZM15 53H16V55H15ZM37 53H35L34 52V54H37ZM71 53V54H70ZM135 53V54H134ZM230 53H233V54H230ZM259 53H260V55H259ZM13 54V55H12ZM39 54H38V56H39ZM48 54V55H47ZM62 54V56H61V58L62 59H64V60H61V58H60V55ZM65 56H64V55ZM68 54V55H67ZM116 54V55H115ZM234 54H236L235 56H234ZM246 54L248 55V56H246ZM262 54V55H261ZM49 55H53L54 57H52L51 59H53V61L49 58L50 56ZM57 55H58V57H57ZM79 55V57H77ZM218 55V56H217ZM230 55V56H229ZM232 55V56H231ZM237 55H239V59L237 58L236 59V56ZM243 55H245V57L243 56ZM68 56V57H67ZM74 56V57H73ZM221 56H223V60H226V58L225 57H227L228 58V60H226V62H227V64L225 63V61H224V64L225 65H222V68H220V69H218L219 68V66L221 67V63L220 62H222L223 63V61L220 59L221 58ZM255 56V57H254ZM46 58V57H48L47 59L48 60H50V61H52V62H49L48 60V62H44V61H46V59H44V58ZM66 57V58H65ZM232 57V58H231ZM235 57V58H234ZM242 57V58H241ZM257 57V58H256ZM263 57V58H262ZM0 58H1V56H0ZM36 58V59H37ZM114 58H117V59H114ZM181 58V59H180ZM216 58V59H215ZM230 58H231V60H230ZM234 58V59H233ZM247 58H248V60H247ZM253 60H252V59ZM9 59V60H8ZM35 59V60H36ZM37 59V60H38ZM44 59V61H40V60H43ZM131 59V60H130ZM175 59V60H174ZM219 59H220V65H218V70L219 71H221V69H222V71L224 72L225 70H227V73L226 74H228V70L229 71H231L233 74H234V72L237 74V75H239L238 74V72L240 73L241 71H243V72H246L245 74H242V72H241V76L243 77H245V75H246V77L248 78V76L250 77L249 79V81L247 80V78L245 79V78H241L242 80L244 79L245 81H244V83L243 84H245L246 83V81H248V84H250L249 86H248V84H247V87H248V91L250 92V90L252 91V93H251V95L247 92V90L245 89V88H243L244 90H243V92H241V90H242V85L240 86L241 88V90L238 88V91L237 92H235V94L233 93L232 94V96H231V90H229V91H227V92H229V94H230V96L228 97V93L226 92V94H224V92L222 93V92H215L216 94H219L220 96H222V94H224L222 97H219V95H218V97H217V100L218 101H216L215 99H216V97L215 96H209V97H211L210 99H212L213 101H214V103H213V101H211L208 97H205V96H203V94L205 93V92H201L202 93V95L199 93L202 89H200V88H205V85H206V83L208 82L207 80L208 79H211V77L213 76V74H216L218 71H217V69H216V66H215V64L216 63H218V61H219ZM242 59V60H241ZM263 59V60H262ZM74 60H76V61H74ZM94 60V61H93ZM132 60H134V61H132ZM205 60V61H204ZM233 60H235V61H233ZM236 60H238V61H236ZM251 60V61H250ZM261 60V61H260ZM188 61V62H187ZM203 61V62H202ZM215 62V63H213V62ZM248 61V62H247ZM250 61V62H249ZM253 61V62H252ZM257 61V62H256ZM209 62V63H208ZM230 62H232V63H230ZM241 62H242V65H241ZM255 62V63H254ZM260 62V63H259ZM27 63V64H28ZM57 63V64H56ZM88 63V64H87ZM165 63V64H164ZM206 63V64H205ZM246 63H248V64H246ZM252 63H253V65H252ZM53 66H55V67H53ZM238 64H240L239 66H238ZM256 64V65H255ZM23 67H22V66ZM60 65V66H59ZM65 65V66H64ZM91 65V66H90ZM192 65V66H191ZM194 65H196V66H194ZM212 65H213V70H212ZM243 65H244V67H243ZM245 65H247V66H245ZM255 65V66H254ZM21 66V67H20ZM25 66H26V68H25ZM47 66V67H46ZM74 66H75V70H74ZM79 66V67H78ZM99 66V67H98ZM138 66V67H137ZM140 66V67H139ZM203 66V67H202ZM224 66H225V68H224ZM229 66V67H228ZM236 66V67H235ZM238 66V67H237ZM249 66V67H248ZM252 66V67H251ZM13 67V68H12ZM43 67V66H42ZM87 67V68H86ZM98 67V68H97ZM159 67V68H158ZM233 67H235V68H233ZM241 67V68H240ZM23 68H25V70H23ZM90 68V69H89ZM93 68V69H92ZM105 68V69H104ZM129 68V69H128ZM200 68L202 69V70H200ZM228 68H230V69H228ZM235 69V70H232V69ZM238 68H240V70L241 71H237V69ZM252 68H254V69H252ZM24 71L23 73H22V70ZM59 69V70H58ZM92 69V70H91ZM207 69V71H205ZM225 69V70H224ZM245 69V70H244ZM261 69V70H260ZM19 70H20V72H19ZM53 70V71H54ZM91 70V71H90ZM105 70V71H104ZM175 70V71H174ZM180 70V71H179ZM191 70V71H190ZM210 70V71H209ZM215 70H216V72H215ZM239 70V69H238ZM54 71V72H55ZM61 71V72H60ZM94 71V72H93ZM169 71V72H168ZM248 71V72H247ZM250 71V72H249ZM253 71V72H252ZM262 72V74L261 73H259V72ZM15 72L17 73V74H15ZM96 72V75L94 74ZM148 72V73H147ZM175 72H176V74H175ZM204 72H205V74H204ZM231 72H229V73H231ZM24 73H26V74H24ZM63 73V74H62ZM102 73V74H101ZM106 73V74H105ZM153 73V74H152ZM189 73V74H188ZM191 73V74H190ZM222 73V72H221ZM225 73V72H224ZM223 73V74H224ZM231 73V76L228 74V76H230L231 78H229L230 80L232 79V77H233V79H234V76H232L233 74ZM254 73V74H253ZM62 74V75H61ZM78 74V75H77ZM83 74V75H82ZM85 74V75H84ZM124 74V75H123ZM132 74V75H131ZM162 74V75H161ZM178 74V75H177ZM180 74V75H179ZM199 74H200V76H199ZM204 74V75H203ZM218 74H220V72H218ZM226 74H224V75H220L221 77L222 76H226ZM235 74V76H236V83H238V81H239V76H237ZM249 74V75H248ZM256 74V75H255ZM95 75V76H94ZM134 75H135V77H134ZM168 77H166V76ZM169 75V76H168ZM172 75V76H171ZM174 75V76H173ZM188 75H190V76H188ZM255 77H253V76ZM261 75H263L262 77H261ZM8 76H9V78H8ZM15 76V77H14ZM28 78H27V77ZM59 76V77H58ZM76 76H78V77H76ZM176 76V77H175ZM203 76V77H202ZM205 76V77H204ZM251 76H252V78H251ZM258 76V77H257ZM13 77V78H12ZM23 77V78H22ZM48 77V76H47ZM82 77H84V78H82ZM146 77H147V79H146ZM162 77V78H161ZM182 77V78H181ZM238 77V78H237ZM258 79H260V78H263V79H261L262 81H263V83H262V81H260V80H258ZM67 78V79H66ZM74 78V79H73ZM93 78V79H92ZM113 78V79H112ZM165 78V79H164ZM172 78V79H171ZM175 78V79H174ZM199 78V79H198ZM254 78V79H253ZM22 79V80H21ZM34 80H36L35 79V77L33 78ZM51 79V80H50ZM78 79V80H77ZM99 79V80H98ZM111 79V80H110ZM128 79V80H127ZM133 79V80H132ZM151 79V80H150ZM163 79H164V81H163ZM188 79V80H187ZM197 79V80H196ZM219 79V78H218ZM251 79H252V81H251ZM255 79H257V80H255ZM83 80V81H82ZM115 80H117V81H115ZM131 80V81H130ZM136 80V81H135ZM143 80V81H142ZM153 80H155V81H153ZM167 80V81H166ZM169 80V81H168ZM174 80V81H173ZM193 80V81H192ZM223 80V79H222ZM228 78L225 80V81H221L222 83L224 82V84H222L221 82H218L219 84H222L223 85V87L222 88H224V85H226V86H229L230 88H232V83H234L235 82V80H233L234 82H229L230 80H228ZM253 80H255V81H257L258 82V84H257V82H255V81H253ZM25 81V82H24ZM49 81V82H48ZM60 81V82H59ZM82 81V82H81ZM84 81H86V82H84ZM98 81V82H97ZM105 81V82H104ZM151 81H153V82H151ZM171 81V82H170ZM180 81H181V83H180ZM183 81V82H182ZM206 81V82H205ZM229 83H227V82ZM27 82V83H28ZM47 82V83H46ZM72 82V83H71ZM84 82V83H83ZM120 82V83H119ZM129 82V83H128ZM130 82H132L131 83V85H129L130 84ZM141 84L142 83V85H139V83ZM173 82H174V84H173ZM177 82V83H176ZM195 82V83H194ZM50 83V84H49ZM58 84V85H55V84ZM75 83V86H73V84ZM82 83H83V85H82ZM89 83H90V85H89ZM113 83V84H112ZM191 83H193V84H191ZM231 83V84H230ZM236 83H234V84H236ZM241 84H242V82H240ZM240 83H239V85H240ZM3 84H4V86H3ZM16 84H18V85H16ZM21 84V85H20ZM63 84V85H62ZM81 84V85H80ZM93 84H95V85H97L98 86V84H100V86H98L99 88H97L95 85H93ZM123 84H125L124 85V87H123ZM144 84V85H143ZM153 84V85H152ZM159 84H160V86H159ZM183 84V85H182ZM186 84H187V86H188V88H186L187 86H186ZM200 84V85H199ZM219 84H217V86L219 85ZM20 85V86H19ZM61 85V86H60ZM67 85H69V86H67ZM79 85V86H78ZM92 85V86H91ZM110 85H111V87H110ZM135 85V86H134ZM177 85V86H176ZM195 85V86H194ZM197 85V86H196ZM203 85H204V87H203ZM231 85V86H230ZM237 85V84H236ZM259 85V86H258ZM53 86V87H52ZM85 86V87H84ZM86 86H88V87H86ZM156 86V87H155ZM177 87V89H176V87ZM254 86V87H253ZM258 86V87H257ZM3 87V88H2ZM43 87V88H42ZM45 87V88H44ZM48 89H47V88ZM60 87V88H59ZM62 87H65V88H63V89H61ZM75 88L74 89V91H72V88ZM93 87H95L94 89H92ZM102 87V88H101ZM119 87V88H118ZM147 87V88H146ZM170 87V88H169ZM190 87H191V89H190ZM194 87V88H193ZM200 87V88H199ZM220 87V85L218 86V88ZM239 87V86H238ZM244 87H246V85H244ZM259 87H260V91H257L258 89H259ZM11 88V90L9 91L8 89H10ZM50 88V89H49ZM58 88V89H57ZM67 88H68V90H67ZM80 88H82V89H80ZM122 88H123V90H122ZM128 88V89H127ZM138 88V89H137ZM142 88V89H141ZM196 88H199V89H197L198 91H196V94L198 95V96H196V94L195 95H193V94H191V95H193V96H191L190 97V95L189 94H187V89H188V93L189 92H191L192 91V89H196ZM214 88H215V90H221L222 88L220 87L219 89L217 88L216 89V86H214ZM229 88V89H230ZM236 88H237V86H236ZM236 88H235V90H236ZM258 88V89H257ZM4 89V90H3ZM7 89V94H6V92H5V90ZM42 89H44V90H42ZM65 89V90H64ZM70 89V90H69ZM80 89V90H79ZM83 89L85 90V91H83ZM104 89V90H103ZM130 89V90H129ZM138 91H137V90ZM140 89V90H139ZM182 89H183V92L181 93V91H182ZM224 89H226V88H224ZM3 90V91H2ZM50 90H52V91H50ZM56 92H55V91ZM58 90V91H57ZM63 90H64V92H63ZM107 90V91H106ZM116 90V92H114ZM120 92H119V91ZM147 90V91H146ZM154 90V91H153ZM157 90V91H156ZM185 90V91H184ZM190 90V91H189ZM219 90V91H220ZM233 90H234V87H233ZM234 90V91H235ZM253 90H255V93H253L254 91ZM17 91V92H16ZM39 93H38V92ZM48 91H50V92H48ZM54 91V92H53ZM60 91V92H59ZM68 91V92H67ZM77 93H76V92ZM82 91V92H81ZM99 91V92H98ZM163 91V92H162ZM170 91V92H169ZM2 92V93H1ZM62 92V93H61ZM69 92H71V93H69ZM103 92V93H102ZM106 92V93H105ZM111 92H112V94H111ZM147 92V93H146ZM149 92V93H148ZM157 92V93H156ZM161 92V93H160ZM168 92V93H167ZM245 92H247L248 94H245ZM260 92V93H259ZM262 92H263V94H262ZM3 93H5L6 95L4 96V94ZM14 93V94H13ZM50 93V94H49ZM56 93V95L57 96H59V97H57L56 95H54V94ZM61 93V94H60ZM76 93V94H75ZM93 93V94H92ZM109 93V94H108ZM136 93H137V95H136ZM142 93L144 94V95H142ZM171 93V95H169ZM173 93V94H172ZM182 94V96H181V94ZM199 93V94H198ZM40 94V95H39ZM103 94H105V95H103ZM141 94V95H140ZM148 94H150L149 96H147ZM168 94V95H167ZM237 94H239V95H237ZM245 94V95H244ZM253 94H255L254 96H253ZM97 95V96H96ZM124 95V96H123ZM136 95V96H135ZM204 95H206V96H208L206 93L204 94ZM213 95H215V94H213ZM247 95V96H246ZM263 95V96H262ZM45 96V97H44ZM54 96H55V98H54ZM113 96V95H112ZM129 96V97H128ZM144 96H147L146 98L148 99H145V100H143L142 99V97H144ZM151 96V97H150ZM160 96V97H159ZM166 96V97H165ZM217 96V95H216ZM224 96H226V100L224 101ZM242 96V97H241ZM260 96H262V97H260ZM36 97V98H35ZM96 97V98H95ZM105 97V98H106ZM138 97H141V99L143 100L142 102L140 101L141 99H139L138 100ZM153 97V98H152ZM193 97V98H192ZM213 97H215V98H213ZM233 97V98H232ZM240 97V98H239ZM244 97V98H243ZM256 97V98H255ZM260 97V98H259ZM0 98V99H1ZM29 98V99H28ZM41 98V99H40ZM56 98H58V100L56 99ZM133 98H134V100H133ZM191 98V99H190ZM206 98H208V101H210V102H208V101H206ZM221 98L223 99L221 102V105H220V100H221ZM254 98L256 99L255 101H254ZM259 98V99H258ZM21 99H24V100H22V102H21ZM25 99L27 100V101H29V102H32V103H30L31 105H29L28 103H26L27 101H25ZM31 99H33L32 101H31ZM46 99H48L47 101L48 102H46V103H48L47 105H45L46 103H45V101H46ZM56 99V100H55ZM137 99V100H136ZM159 99V100H158ZM162 99H163V101H162ZM171 99V98H170ZM198 99V100H197ZM205 99V103H203V100ZM36 102H35V101ZM153 100V101H152ZM169 101V103H168V101ZM185 100V99H184ZM249 100H250V102H249ZM10 101H9V103H10ZM42 101H44V103L42 102ZM133 103H132V102ZM134 101L136 102L137 101V103H135V105H134ZM156 101V102H155ZM167 101V102H166ZM192 101H195V102H192ZM0 102H1V100H0ZM26 103V104H28V105H24L23 103ZM41 102H42V104L43 105H40L41 104ZM145 102V103H144ZM163 102V103H162ZM164 102L165 103H167L166 105L164 104ZM191 102V103H190ZM212 102V103H211ZM226 102H227V104H226ZM246 102V103H245ZM255 102V103H254ZM40 103V104H39ZM154 103V104H153ZM158 103V104H157ZM211 103V104H210ZM224 103V104H223ZM231 103V104H230ZM239 103V104H238ZM240 103H241V105H240ZM242 103H245V105L244 104H242ZM21 104H23V105H21ZM39 104V105H38ZM164 104V105H163ZM171 104V105H170ZM192 104V105H191ZM213 104H215V105H213ZM225 105V106H223V105ZM229 104V105H228ZM247 104V105H246ZM250 104V105H251ZM1 105H4V104H0V106ZM35 105V106H34ZM45 105V106H44ZM162 105H163V107L164 106H167V107H164V108H162ZM169 105V106H168ZM202 105V107H205L204 105H206L207 107H205L204 109H208L209 107H211V108H209L208 110H206V111H204L203 113H202V107H199V106H201ZM216 105H218V106H216ZM232 105V106H231ZM245 106V108H244V106ZM36 106H37V108H36ZM38 106H40V107H38ZM142 106V107H141ZM146 106V107H145ZM160 106H161V108H160ZM171 106V107H170ZM183 106H185V107H183ZM224 107V109L223 108H221V109H223L222 111H220L221 109H220V107ZM8 107V108H7ZM18 107V108H17ZM30 107V108H29ZM35 107V108H34ZM48 107H49V105H48ZM57 107V108H58ZM151 107V109H149ZM160 109H159V108ZM169 107V108H168ZM176 107V106H175ZM177 107H179V105H177ZM187 107V108H186ZM193 107H194V109H196V108H198L199 109V111H197V112H194L193 110ZM15 108V109H14ZM170 108H173V109H170ZM9 109V111H7ZM17 109L18 110H20V111H17ZM191 109H193V110H191ZM202 111H201V110ZM228 109V110H227ZM1 110H0V112H1ZM14 110L16 111V112H14ZM25 110H27V111H25ZM184 110V111H183ZM188 110V111H187ZM192 111V112H191ZM242 111H245V110H242ZM12 112V113H11ZM122 112H124V111H122ZM122 112H120V113H115V114H111V116L110 115H107V116H104V117H102V119L101 118H99L98 120H100V121H97L95 124H96V126L97 127H99L98 125H97V123L98 124H100V127L99 128H101V129H99V128H97V129H99L101 132L103 131V133L104 134H107L108 132H110V131H113L114 130V128H116L117 127V125H118V122L119 121H122L123 119H120V118H123V116L125 117V114L123 113L122 114ZM168 112H164V113H167V114H169ZM181 112V113H180ZM184 112V113H183ZM189 112V113H188ZM206 112V113H205ZM229 112V113H228ZM142 113V114H141ZM149 113V112H148ZM155 110H154V114H153V111H152V114L153 115H155V117L156 116H158L159 114H158ZM180 113V114H179ZM215 113V114H214ZM224 113V114H223ZM16 114V115H15ZM206 114V115H205ZM214 114V115H213ZM230 114H232V115H230ZM121 115V116H120ZM144 115V116H143ZM204 115V116H203ZM211 115H213V117L211 116ZM223 115H225V116H223ZM5 116H6V114H5ZM210 116V117H209ZM224 117V118H223ZM138 118V119H137ZM158 118V117H157ZM212 118V119H211ZM259 118H261V117H259ZM259 118H254L253 120H250V122L252 121L253 123L255 122V120H256V122L257 121H259V120H261V119H259ZM1 119V118H0ZM14 119H16V117L14 118ZM13 119V120H14ZM113 120V121H112ZM178 120H180L179 122H180V124H179V122H178ZM251 122V123H252ZM1 123V122H0ZM106 123V124H105ZM239 123V122H238ZM238 123H235V126L233 125V129L236 131V133H237V130L239 131V130H242L244 127H242V126H245L244 124V122H242L241 124H243V125H240V123L238 124ZM247 123V122H246ZM121 125V124H120ZM119 127V126H118ZM237 127V128H236ZM241 127H242V129H241ZM112 128V129H111ZM188 128H191V129H189L191 132H196V133H201L202 131H204V129H203V127L201 126V125H199V124H191ZM230 128V127H229ZM229 128H227V129H229ZM78 128H76V130H77ZM96 129V128H95ZM200 129V130H199ZM105 130H107V131H105ZM244 130V129H243ZM71 131H74L75 133L76 132H78V130L77 131H75V129H72V130H70V132ZM67 132V131H66ZM106 132V133H105ZM242 132V134L244 133V131H241ZM241 132H238L237 134H241ZM63 133H65V132H63ZM62 133V134H63ZM73 133V132H72ZM71 133V134H72ZM74 133V134H75ZM61 134V135H62ZM67 134V133H66ZM60 135V134H59ZM60 135V136H61ZM64 135V134H63ZM186 135H188V134H186ZM186 135H184L183 136V134L181 135V136H183L184 138H180V139H182L181 141H184V139L185 138H187V137H185ZM66 136V135H65ZM58 137V136H57ZM62 137V136H61ZM64 137V136H63ZM179 139V140H180ZM75 153H76V151H74ZM69 153V152H68ZM75 156H77V154H73V157H75ZM49 161V160H48ZM140 161L141 160H139V162H138V160H136L135 161V163H137V164H139L140 163ZM143 161V160H142ZM134 163V164H135ZM142 163V162H141ZM136 164V165H137ZM118 167V166H117ZM100 168V167H99ZM101 170H99L98 172L100 173V171H101V173L100 174H103L104 172H105V170H106V168H105V170H104V167L102 168H100ZM104 172H103V171ZM179 179H180V177H178L177 178V180L179 181ZM177 180H173V181H175V183H176V181ZM134 181V180H133ZM177 181V182H178ZM181 181V180H180ZM135 182V181H134ZM133 182V183H134ZM142 182V184H144V183H146V182H144V181H141ZM131 183H132V181H131ZM179 183V182H178ZM138 184H141V183H138ZM181 184V183H180ZM182 184H184V182L182 183ZM219 185V184H218ZM233 185H235V184H233ZM233 185H231V186H233ZM238 186H239V183L237 184ZM97 186V185H96ZM95 186V187H96ZM161 186V185H160ZM220 186V185H219ZM235 186V187H237V188H239L240 189V187H242V185L241 186ZM134 187H135V185H134ZM154 187H159V186H154ZM234 187V186H233ZM161 188H162V186H161ZM166 187H163V189H165ZM135 189H137V187H135V188H133V190L131 191V192H133ZM140 189V188H139ZM158 189V188H157ZM168 188H166V190H167ZM223 189V188H222ZM225 189H227V188H225ZM235 189L236 188H232V187H229V189H227V191H230V192H232V193H234V192H238V193H240L242 190L240 189V191L239 190H237L236 189V191H235ZM138 190V189H137ZM155 190V189H154ZM165 190V191H166ZM171 190V189H170ZM224 190V189H223ZM142 190L140 189V190H138V191H135V192H137L138 193V195H139V197H140V199H139V197L138 196H136V197H138V198H136V199H138V203L135 205V202H136V199L135 200H133L132 202H134V203H132V205L133 206H131V207H134V209L133 210H135V206H136V212L135 211H132L131 212V207H130V209H128L129 210V212H130V215H129V212H125L126 211V208H127V206H128V204H125V203H121V204H118V203H116L117 201H115V199L116 200H118L117 198H118V196H119V199H120V195L121 194H118V195H116L117 196V198H115L114 197V199H113V203H115L116 205L115 206H118V205H127V206H125L126 208H122L121 209V207L122 206H120L119 208H116V211L118 210V209H120L118 212H121V214H123V210H125L124 212H125V216H129V220L127 219V217H126V222L124 221V218L122 217V221L123 222H119V224L117 225V223H118V221H120L121 220V217H119L118 219V221H116L117 219H115V223H114V221L112 222V223H114L115 224V227H112V229L114 228L115 229V231L117 232H115L114 230L112 231V232H114L115 234H118V231L120 232V234H121V232H122V234H125V233H127V234H125V235H127L128 236V238H127V236H126V238H127V241H126V239L123 237V240L125 239V241H126V243L125 244H127L128 245V248L130 249V247L131 246H129V245H131V244H133V242H136L137 241V243H139V242H142V239H141V237L142 238H146L145 239V241L143 240V243L144 242H146V245L148 246L149 245V247H154L153 245L151 246L149 243H154V245H156L154 248H157L158 246V244L160 243V245L162 246V244H164V243H166L165 242V240L164 239H160L162 242H157L158 244H155L156 242L154 241V239L156 238V237H152V236H150V235H148L147 234V236L149 237H152V240L154 241H151V242H149L150 240L149 239H147V236L146 235H144L143 233H142V231L140 230V229H137V230H140L141 232H136L137 230L135 229L134 230V228H137L135 225L137 224V225H141V226H147V227H150L151 226V224L152 225H154V226H152V229H153V227H155L156 226V224H159V225H162L163 226V223H161V221H160V223H159V221L158 220H160L159 218L161 217V216H159L158 217V215L160 214V213H163L165 210L164 209H168V208H163L162 206V208H163V210H162V208L160 207V205H162L163 204V206H165L164 205V203H160V204H158V202L160 201V200H158L157 202H155L154 203V201H153V199H155L154 197H155V192L152 190V192H150L152 195H149L150 197L148 198V197H145V196H148V194H149V191L147 192H145L144 190V192H145V194H144V192L142 193L141 192ZM164 191V192H165ZM169 190H167L166 192H168ZM162 191H160V194H162L161 193ZM163 192V193H164ZM148 193V194H147ZM159 193V192H158ZM243 192H241V194H242ZM135 193H133V195H134ZM147 194V195H146ZM166 194V193H165ZM244 194V193H243ZM113 195H115V193L113 194ZM123 195V194H122ZM122 195H121V197H122ZM132 195V196H133ZM136 195V194H135ZM143 195H145V196H143ZM156 195H157V193H156ZM112 196V195H111ZM244 196V195H243ZM143 197H145V199L146 198H148V200L150 201L151 199L150 198H152V200L149 202L147 199H146V201H144V199H142ZM113 198V197H112ZM162 197H160V199H161ZM164 199V198H163ZM163 199H161L162 201H164ZM166 197H165V201H166ZM143 200V202H141ZM112 201V200H111ZM121 201V200H120ZM119 200H118V202H120ZM123 201V200H122ZM124 201H126V200H124ZM123 201V202H124ZM141 202V203H140ZM153 202V203H152ZM158 204L159 206H157V207H160V208H158L159 210H160V213H159V211H157L158 212V214H157V212L156 213H154V212H146L147 214H142V213H140L141 211H140V206L141 207H143V208H147V207H145V206H147V204L148 205H150V210L155 206V204ZM112 204V203H111ZM169 203H167V201H166V206L168 205ZM154 205V206H153ZM171 205V204H170ZM109 206V205H108ZM114 206V205H113ZM154 207V208H157V207ZM165 206V207H166ZM95 208H97V207H95ZM95 208H93L94 210H92L91 209V211H93V212H89L88 211V217L90 218V216L92 215V217L94 216L95 217V215H97L98 217L99 216H101L100 214L101 213H104L106 210H104V211H102V207H100L101 209H99V210H95ZM108 209V208H107ZM109 209H113L112 207H111V205H110V207H109ZM137 209H139V212H137ZM142 209V208H141ZM101 210V211H100ZM114 210H115V208H114ZM127 210V211H128ZM143 210H145V209H142V211ZM154 210V209H153ZM152 210V211H153ZM157 210V209H156ZM15 211V210H14ZM14 211H13V214H14ZM108 211V210H107ZM106 211V212H107ZM162 211V212H161ZM194 211V210H193ZM104 213V214H107V213ZM144 212V211H143ZM253 212H256V213H250V214H248V216L251 218L252 216H255V217H253V218H256V215L255 214H257V216H259L260 217V212H258V211H253ZM128 213V214H127ZM131 213L132 214H134L135 216H132L131 215ZM140 213V214H139ZM152 213H154V214H152ZM166 213V212H165ZM16 214L17 215H15V216H18V215H22L21 213H19V212H17L16 211ZM86 214V215H87ZM91 214V215H90ZM149 214V215H148ZM157 214V215H156ZM164 214V213H163ZM163 214H161V215H163ZM252 214V215H251ZM141 216V218L139 219V222L141 221V222H144V223H139V222H136L135 223V221H137L135 218L137 217V216ZM143 215H144V217H146L147 215V217H148V220L146 219V218H144L143 217ZM154 215V216H153ZM251 215V216H250ZM96 216V217H97ZM103 216V215H102ZM158 217V220H157V217ZM14 217V216H13ZM150 217V218H149ZM156 217V218H155ZM16 218V217H15ZM17 218H19V217H17ZM20 218H21V216H20ZM89 218H87V221L89 222ZM133 218H134V220H133ZM142 218H144V220L142 219ZM174 218H176V216L174 217ZM179 218V217H178ZM190 219H189V221L191 220L192 221V219H193V217H192V213H191V217H189ZM258 218V217H257ZM256 218V219H257ZM214 218H212V220H213ZM149 220H150V222H149ZM153 220V221H152ZM176 220H178L179 221V219H174V221H176ZM218 220V219H217ZM216 220V221H217ZM221 220V219H220ZM91 221V220H90ZM110 221H112V220H110ZM145 221H147V222H145ZM156 221H158V222H156ZM190 221V222H191ZM195 221V220H194ZM194 221H192L191 222V224H193V222ZM206 221V220H205ZM208 221V220H207ZM207 221L206 222H204V227H205V229H206V231H207V234H212V232L214 233V231L211 229V222H213V221H211V219H210V221H208V223L210 224H207ZM86 222L85 221V223H83L82 222V225H84V226H82L81 224H80V226H82V229H83V227L84 228H86L87 229V227L89 228V230H87V231H90V227H92L93 226V224L91 223V222ZM129 222V223H128ZM196 222V221H195ZM52 223V222H51ZM51 223L50 224H48V226L50 225L51 226ZM127 223H128V225H127ZM139 223V224H138ZM146 223V224H145ZM154 223H156V224H154ZM171 223V222H170ZM86 224H88L87 225V227L85 226ZM92 224V225H91ZM143 224H145V225H143ZM164 224H166V223H164ZM169 224V223H168ZM172 224H173V222H172ZM175 224V223H174ZM190 224V225H191ZM209 225L208 227H207V225ZM214 224H215V221H214ZM57 225V224H56ZM55 225V223H54V226H56ZM150 225V226H149ZM159 225H157V226H159ZM170 225V224H169ZM175 225H177V224H175ZM216 225V224H215ZM50 226H49V228H50ZM54 226L52 227L54 230H55V232H56V227L54 228ZM58 226V225H57ZM121 226V227H120ZM165 227H166V225H164ZM174 226V225H173ZM201 226H203V224H201ZM133 229H132V228ZM146 227V228H147ZM169 227H171V226H169ZM168 226H167V228H169ZM210 227V228H209ZM213 227V226H212ZM51 228V229H52ZM203 228V227H202ZM208 228H209V231H208ZM118 229H120V230H118ZM144 229V228H143ZM170 229H174V227L173 228H170ZM205 229L203 228V231H205ZM212 230V232L210 233V231ZM54 230H52V232L54 233ZM84 231H86L85 229H83ZM149 230V233H151L150 232V230H151V228L150 229H148ZM243 230V229H242ZM106 231V230H105ZM105 231H103V233L105 232ZM135 231V232H134ZM205 231V232H206ZM244 231H245V229H244ZM52 232H50L48 235H50L49 237H48V235H46L45 237L46 238H43V237H39V239H36L38 242L37 243H39L38 245H40L41 247L42 246H49V245H47V244H50V246L52 247V245L51 244H54V243H58V240H54V239H51V238H53L52 236L53 235H51L52 234ZM109 233L110 231H106L105 233ZM143 232H145V229H144V231ZM148 232V231H147ZM11 233V232H10ZM113 233V234H114ZM131 233H132V237H131ZM12 235L14 234V233H11ZM56 234V233H55ZM112 233H109V235L107 236L106 235V238H105V235H100V236H97L95 239L94 238H91L92 240H90V239H88V240H86L85 242H83V244L85 243L86 244V242L89 244V246H91V247H89L87 244V246H88V248H91V249H87V247L86 248H84V246H83V248H81V250H82V252L85 250H87L88 251V253L89 254H91V255H89V256H87V251H86V253L84 254V252H83V254H82V252H81V250H80V257L82 258L81 259V262L83 263V262H85V260H89V258L93 261V259H94V257H95V260L97 259V261H93V262H91V261H86L88 264H89V262L92 264H97V262H99L100 264H101V262H103V264H105V262L104 261H102V260H98V258L100 257V259L102 258H104L103 260H106L107 261V258H105V257H107L106 256V254L108 255V253H105V252H109L110 254L108 255L109 257H113L112 256V253L111 252H118L117 254H125L126 256H128V258H130V257H132L133 255L131 254L132 252L131 251H133V254L135 253H137V252H135L134 250L135 249H137L138 247H136V246H138L137 245V243H134L135 244V247L133 246V247H131V248H133L132 250L130 249L128 252L132 255V256H130V254L129 253H123V252H121V251H123V250H125V249H123L121 246H123V243H122V241L123 240H121V241H118V240H116V239H122V238H119V236H118V238H116L115 236H113V235H111ZM114 234V235H115ZM203 234H206V233H204L203 232ZM207 234L206 235H204V237H206L207 236ZM215 234V233H214ZM213 234V235H214ZM6 235H7V233H6ZM11 235V236H12ZM216 235V234H215ZM56 236V235H55ZM113 236V237H112ZM117 236V235H116ZM140 237V240L138 241V238ZM209 236V237H208ZM207 237L208 238H213V236H211L210 237V235H208ZM8 237H10L9 235H8ZM51 237V238H50ZM82 237H84V236H82ZM82 237H80V239L82 238ZM102 237H104V238H102ZM115 237V239H112V238H114ZM122 237V236H121ZM135 237V238H134ZM54 238H56V237H54ZM84 238H86V237H84ZM108 238H111L113 241H111V239H108ZM133 238V240H131ZM159 238L160 237H158V241H160L159 240ZM214 238H217V236L216 237H214ZM264 238V237H263ZM262 238V239H263ZM43 239H45L44 241H43ZM50 239V240H49ZM78 239H79V237H78ZM101 239V240H100ZM108 239V240H107ZM137 239V240H136ZM175 239H177V237L175 238ZM175 239H173L174 241H175ZM32 240V239H31ZM82 240V239H81ZM84 240V239H83ZM98 240V241H97ZM99 240L100 241H102L103 243L104 242H109V243H112V244H114V246L116 247V245H117V247L118 248H122L123 250H121V251H118V249H113L112 250V248L111 249H107L106 251H105V248L103 249V248H100V247H98V246H96L97 245V243L99 242ZM105 240V241H104ZM114 240H116V241H114ZM135 240V241H134ZM147 240V241H146ZM149 240V241H148ZM202 240V239H201ZM203 240H204V238H203ZM264 240V239H263ZM28 241V240H27ZM33 241H35V240H33ZM39 241H41L42 243H40ZM95 241V242H94ZM96 241H97V243H96ZM174 241H172V242H174ZM30 242V241H29ZM32 242V241H31ZM36 242V241H35ZM79 243H80V241H78ZM82 242V241H81ZM101 242V243H102ZM114 242V243H113ZM183 242V241H182ZM181 242V243H182ZM257 242H262V243H260V244H255L256 246H264L263 245V241H257ZM131 243V244H130ZM142 243V244H143ZM151 243V244H152ZM162 243V244H161ZM204 243H205V241H204ZM204 243H203V245H204ZM208 243V242H207ZM98 244H100V243H98ZM121 244V246H119ZM174 245L172 246V248L173 249H175V247H177L175 250H177L178 248H179V244H178V242L177 243H173ZM196 244H198V242L196 243ZM202 244V243H201ZM200 244V245H201ZM93 245H95L96 247H94ZM111 245V244H110ZM127 245L125 246V248L127 247ZM144 245H145V243H144ZM183 245V244H182ZM181 245V246H182ZM185 245H186V247H189L190 248V245L189 246H187L188 244H186V241H185ZM193 246H194V244H192ZM199 245V244H198ZM198 245H197V247H198ZM254 245V244H253ZM39 246V247H40ZM49 246V248L48 249H50L51 247ZM113 246V247H114ZM192 246V248L194 249L195 247H193ZM202 246V245H201ZM39 247H38V250H39ZM46 247V248H47ZM98 247V248H97ZM185 247V246H184ZM196 247V248H197ZM45 248V247H44ZM43 248V251L44 250H46V248L44 249ZM53 248V247H52ZM95 249V252L93 253L92 252V250L94 251V249ZM96 248H97V250L99 251H96ZM128 248H126V249H128ZM162 247H160V249H161ZM171 248V249H172ZM200 248V246L198 247V249ZM159 249V248H158ZM169 249V248H168ZM172 249V250H173ZM197 249V250H198ZM9 250V249H8ZM5 251V254H7V252H9V251ZM14 250H16V249H14ZM91 252H90V251ZM175 250H173V254H174V252H177V251H175ZM43 251H42V249L41 250H39V252H42L43 253ZM127 251V250H126ZM16 252V251H15ZM17 252H18V250H17ZM16 252V253H17ZM46 252V251H45ZM98 252V253H97ZM13 253V252H12ZM41 253V254H42ZM92 253H93V255L94 254H96V256H97V254L99 255L98 257H96L95 255L94 256H92ZM99 253H101V255L99 254ZM9 254V253H8ZM11 254V253H10ZM43 254H46V253H43ZM119 254V255H120ZM12 255H14V254H12ZM82 255H85V256H83L82 257ZM113 255H116L115 253L113 254ZM118 255V258H123L122 256H124V255H122V256H119ZM175 255V254H174ZM90 256H92V257H90ZM87 257V258H86ZM89 257V258H88ZM115 257V256H114ZM113 257V258H114ZM125 257V256H124ZM84 258V259H83ZM86 258V259H85ZM93 258V259H92ZM113 258H111L110 260H108L107 262L108 263H111V261H112V263H113V261H114V263H116L117 261H118V258L116 259V257L113 259ZM121 258L119 259V261H118V263L117 264H120V263H122V264H124V261L127 263L130 259H128L127 257V259L126 260H121ZM66 259V258H65ZM65 259L64 260H62V261H65ZM109 259V258H108ZM125 259V258H124ZM181 259L182 258H180V256H174V259L172 258V259H170V262L171 261H173V264H180V261H181ZM120 260L121 261H123V262H120ZM66 262H67V260H66ZM80 262V263H81ZM120 262V263H119ZM65 263V262H64ZM108 263H106V264H108ZM84 264H86V263H84Z\"/></svg>",
  "mask_w": 264,
  "mask_h": 264
}]
</instances>
